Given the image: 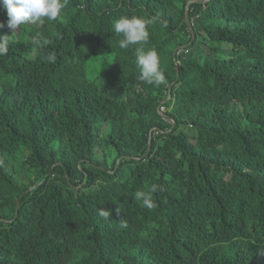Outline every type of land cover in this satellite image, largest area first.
<instances>
[{
  "label": "trees",
  "instance_id": "trees-1",
  "mask_svg": "<svg viewBox=\"0 0 264 264\" xmlns=\"http://www.w3.org/2000/svg\"><path fill=\"white\" fill-rule=\"evenodd\" d=\"M121 16L146 21L159 86L118 46ZM6 20L0 6V264H260L264 0H67L55 21ZM153 184L148 208L135 193Z\"/></svg>",
  "mask_w": 264,
  "mask_h": 264
},
{
  "label": "clouds",
  "instance_id": "clouds-1",
  "mask_svg": "<svg viewBox=\"0 0 264 264\" xmlns=\"http://www.w3.org/2000/svg\"><path fill=\"white\" fill-rule=\"evenodd\" d=\"M67 5V0H0V6L6 10V26L9 29H18L20 25L40 22L43 23L46 18L48 21H55L61 15L62 9ZM5 27L0 24V28ZM113 30L117 34H122L123 39L119 40L118 46L126 49L129 45L143 44L148 41V32L146 30V21L140 17L121 16L113 23ZM33 45L39 49L41 39L39 36H33ZM10 39L6 35H0V57L6 55L10 47ZM43 44H48L47 40ZM46 60L54 63L56 56L48 55ZM136 63L140 69L139 78L149 85L155 84L159 86L165 82V76L159 69V57L156 50L150 49L145 51L143 47L136 49ZM158 191V186L153 184L149 191H137L135 198L142 200L143 204L151 208L152 194ZM101 215L109 216V212L102 211ZM264 256V255H263ZM260 264H264V258Z\"/></svg>",
  "mask_w": 264,
  "mask_h": 264
},
{
  "label": "rangeland",
  "instance_id": "rangeland-1",
  "mask_svg": "<svg viewBox=\"0 0 264 264\" xmlns=\"http://www.w3.org/2000/svg\"><path fill=\"white\" fill-rule=\"evenodd\" d=\"M114 36L116 37V38H118V40H121V39H123V36H122V34H117V33H114ZM139 47H145V45H142V44H137ZM133 46V45H132ZM164 108L162 107V110H163Z\"/></svg>",
  "mask_w": 264,
  "mask_h": 264
},
{
  "label": "water",
  "instance_id": "water-1",
  "mask_svg": "<svg viewBox=\"0 0 264 264\" xmlns=\"http://www.w3.org/2000/svg\"><path fill=\"white\" fill-rule=\"evenodd\" d=\"M187 14H188V8H187ZM18 219V217L17 218H15V220H17Z\"/></svg>",
  "mask_w": 264,
  "mask_h": 264
}]
</instances>
